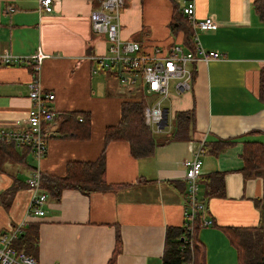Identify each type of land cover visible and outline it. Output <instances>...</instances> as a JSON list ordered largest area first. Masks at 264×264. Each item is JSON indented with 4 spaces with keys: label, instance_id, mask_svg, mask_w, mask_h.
I'll return each mask as SVG.
<instances>
[{
    "label": "crops",
    "instance_id": "obj_1",
    "mask_svg": "<svg viewBox=\"0 0 264 264\" xmlns=\"http://www.w3.org/2000/svg\"><path fill=\"white\" fill-rule=\"evenodd\" d=\"M37 1L0 0V55L22 60L0 64V129L23 126L30 107V57L38 50L46 55L41 84L54 95L50 103L54 118L44 128L45 156L36 162L26 147L14 146L19 160L7 162L0 173V192L13 184L18 187L9 207L0 205V233L20 226L23 234L37 227L35 250L29 254L19 250L35 264H162L167 227L183 229L187 222L182 163L193 156L191 148L201 146L197 197L204 206L201 220L210 224L198 227L195 237L203 247L204 264H238L225 229L264 227V170L248 178L241 172L244 142H264L259 88L264 21L254 11L255 0H195L196 17H211L215 23L207 31L197 30L198 41L220 57L189 64L188 91L175 94L174 81L169 83L170 95L163 101L166 123L153 135L157 140L170 136L175 113L188 112L193 121L190 140L157 146L147 158H134L124 141L103 140L105 128L118 123L123 101L148 94L146 104L157 96L140 86L124 87L102 70L96 58L107 51L108 43L104 35L91 32L89 20L99 2L58 0L52 12L39 13ZM183 1L125 0L119 11L121 38L136 41L147 51L157 47L160 54L173 44L190 51L184 30L189 26L180 12ZM8 7L12 9L6 13ZM70 112L89 117L87 139L59 132L62 114ZM216 141L232 143L215 154L211 147ZM102 151L104 179L111 188L88 195L64 189L55 199L42 186L43 215L29 211L32 193L26 180L34 169L62 177L68 162H95ZM214 172L223 173V197H207V177ZM116 230L121 246L111 260Z\"/></svg>",
    "mask_w": 264,
    "mask_h": 264
},
{
    "label": "built area",
    "instance_id": "obj_2",
    "mask_svg": "<svg viewBox=\"0 0 264 264\" xmlns=\"http://www.w3.org/2000/svg\"><path fill=\"white\" fill-rule=\"evenodd\" d=\"M57 4L58 0H38L37 10L39 13H50ZM123 4V0H101L98 8L90 12L91 32L104 35L108 43L107 51L98 55L96 59L102 70L115 77L122 86L127 88L140 86L145 93L157 96L152 103L145 104L143 117L144 124L152 133H161L165 126L163 101L170 95L169 83L174 81L175 94L188 91L192 80L189 64L197 61L207 62L220 57V53L216 51L203 49L196 33L197 30L207 31L214 28L215 23L211 17L198 19L195 15V0H184L180 12L192 32L193 51H185L183 47L173 44L165 54H160L157 47L147 51L142 49L138 42L121 38L119 11ZM11 9L8 7L5 12L8 13ZM45 57L46 55L39 50L30 57L33 63L28 93L30 107L26 112L23 126L19 129H0V145L26 147L36 162L46 154L44 128L54 118L50 108L54 95L43 89L40 78L41 63ZM15 62H22L21 57L0 55V64ZM78 120L81 121L82 118L79 117ZM200 147L195 150L191 148L193 156L182 163L185 169L183 181L188 204L187 222L183 228L185 235L189 237L193 235L195 217L204 208L202 201L197 197V181L202 166ZM40 181L41 173L38 168L34 169L26 180L27 188L32 193L29 211L36 215H43L41 206L46 200ZM207 224H210V221L204 222V225ZM20 234V226L9 230L8 233H0V264H35L31 257L12 248V242L18 239ZM184 264H192V261L188 260Z\"/></svg>",
    "mask_w": 264,
    "mask_h": 264
},
{
    "label": "trees",
    "instance_id": "obj_3",
    "mask_svg": "<svg viewBox=\"0 0 264 264\" xmlns=\"http://www.w3.org/2000/svg\"><path fill=\"white\" fill-rule=\"evenodd\" d=\"M101 0H91L92 3ZM254 11L264 21V0L253 1ZM182 15V14H181ZM185 41L190 51H193L192 32L185 28ZM259 88L261 98L264 100V71L260 72ZM145 101L141 96L123 101L120 106V118L116 125L106 127L103 140L124 141L128 144L129 152L134 158L151 157L157 146L165 145L170 141H189L193 121L188 112H176L174 115V131L162 140L155 139L150 129L144 124L143 108ZM82 120L79 122L78 118ZM60 133L72 139H87L90 135V119L80 112L64 113L61 116ZM232 141H216L211 147L215 154ZM210 146V145H208ZM19 154L13 145H0V173L4 171L7 162H17ZM243 177L248 178L259 175L264 170V142H244L241 154ZM207 197H223V173L214 172L207 177ZM27 186V185H26ZM58 199L64 189L78 190L83 194L96 191H105L111 188L104 179L103 151L95 162L71 161L66 164L65 175L55 177L41 175V187ZM115 188V187H114ZM16 184L0 192V205L8 208L15 191ZM202 213L194 219L192 237L186 236L184 228L167 227L164 239L162 264H184L191 260L192 264H204V251L201 243L195 237L198 227L204 225L201 220ZM33 227V228H32ZM12 244L15 250H23L29 254L35 250L37 241V227L32 226ZM227 237L233 244L238 264H264V227L230 228L225 229ZM182 238V240H180ZM121 246L118 230L115 232V249L111 260L118 254ZM191 247V248H190Z\"/></svg>",
    "mask_w": 264,
    "mask_h": 264
},
{
    "label": "rangeland",
    "instance_id": "obj_4",
    "mask_svg": "<svg viewBox=\"0 0 264 264\" xmlns=\"http://www.w3.org/2000/svg\"><path fill=\"white\" fill-rule=\"evenodd\" d=\"M127 1V0H126ZM123 3L125 4V0H123ZM170 84H172V82H170ZM136 89V88H135ZM135 92H136V90H135ZM144 100H149V96H148V94H147V96H144V97H142ZM168 120H170V114H168ZM169 125H170V123H169ZM169 126H167L165 129H167ZM20 174L22 175V177H21V179H23V176H24V172L23 171H21L20 172Z\"/></svg>",
    "mask_w": 264,
    "mask_h": 264
},
{
    "label": "water",
    "instance_id": "obj_5",
    "mask_svg": "<svg viewBox=\"0 0 264 264\" xmlns=\"http://www.w3.org/2000/svg\"><path fill=\"white\" fill-rule=\"evenodd\" d=\"M163 112H164V117H165V119H164V120L166 121V109H164V111H163ZM165 121L163 122V124H165ZM180 240H182V239H180Z\"/></svg>",
    "mask_w": 264,
    "mask_h": 264
},
{
    "label": "bare ground",
    "instance_id": "obj_6",
    "mask_svg": "<svg viewBox=\"0 0 264 264\" xmlns=\"http://www.w3.org/2000/svg\"><path fill=\"white\" fill-rule=\"evenodd\" d=\"M40 187H41V181H40ZM15 250V249H14Z\"/></svg>",
    "mask_w": 264,
    "mask_h": 264
}]
</instances>
